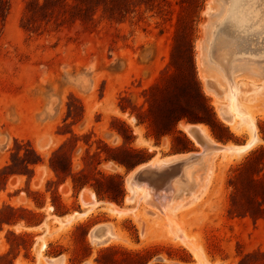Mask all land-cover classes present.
I'll list each match as a JSON object with an SVG mask.
<instances>
[{
    "label": "rangeland",
    "instance_id": "1",
    "mask_svg": "<svg viewBox=\"0 0 264 264\" xmlns=\"http://www.w3.org/2000/svg\"><path fill=\"white\" fill-rule=\"evenodd\" d=\"M5 1L0 264H264V63L235 61L246 65L233 73L241 115L224 116L230 94L208 58L223 0ZM222 40L216 58L236 46ZM178 120L191 144L173 132ZM249 121L256 142L212 154L192 182L167 193L168 210L153 194L132 198L139 168L204 151L188 126L244 146ZM154 172L165 190L173 176ZM101 225L114 237L98 243Z\"/></svg>",
    "mask_w": 264,
    "mask_h": 264
},
{
    "label": "bare ground",
    "instance_id": "2",
    "mask_svg": "<svg viewBox=\"0 0 264 264\" xmlns=\"http://www.w3.org/2000/svg\"><path fill=\"white\" fill-rule=\"evenodd\" d=\"M222 7L224 9L222 18L218 19L217 22H214L212 25V39L210 41L208 58L210 63L216 65L214 70L218 75L221 76V78L223 79L222 83L225 85V89L230 94L229 103L221 108L222 114L226 117L227 115L231 116L232 114L240 116L241 114L236 103V89L233 80V73H235L236 69L244 68L246 67V65L235 64V61L237 59H244L243 56H253L256 61L260 62L261 64L264 63V54H261L264 51V0H223ZM220 34L224 37V41L222 40L220 44H223L228 48H230V46L232 45L236 46L229 54L226 53L221 58H216L214 56V52L215 46L219 41ZM259 69L264 71V67H261ZM248 125L254 131V137L252 141L244 146L231 147L217 144L199 125L188 126L186 129L188 133L195 138V140L196 133L193 132V128H197L200 131L199 133L202 135V138L205 141L206 147L201 153L202 155L200 154V161L197 163H185L179 166L175 165L174 167H171L173 162L186 157V155H177L174 158H170L168 160H152L145 166L139 168L134 173L135 175L133 174V180L132 177L130 178L129 189L133 194V197L132 195L131 197L134 198V196H136L137 194H143V196L146 195L151 199L153 194V198L158 199L160 201V204L163 205V211L168 210L170 208L171 201L168 204L167 200L169 199L168 197L171 196H168L167 193L171 190L174 195L179 192V187H183V185L186 186L189 184V182H192L191 180H193L192 174L194 169L203 162H205V164H207L208 166L211 159L210 155L218 152H243L249 149L256 142V123L254 121H249ZM155 168H164V173L168 172L171 177L173 176L172 180L170 179V181H168V187L166 188L164 186L166 188L165 190L162 188V191L157 190L156 187H154L153 182L155 179ZM138 173H141V177L139 178V180L144 183L145 187L147 186V189L150 190H147L145 187H141L139 183V185L135 184L137 182L136 175ZM179 177H181L182 179H177ZM183 181H186V184L181 185ZM181 191L183 192V190ZM90 198L92 199V201L90 203L89 201L88 203L86 201L85 203L91 205L90 209H93L99 204V202L94 194H91ZM112 207L113 210L119 211L113 204ZM122 210L123 209L121 208V213ZM86 213L87 212H84L81 215H85ZM113 237L114 233L112 231V228H110L108 225H101L99 227H96L92 231V238L98 243H103L109 239H112ZM50 264H61V262H59L58 260H53Z\"/></svg>",
    "mask_w": 264,
    "mask_h": 264
},
{
    "label": "water",
    "instance_id": "3",
    "mask_svg": "<svg viewBox=\"0 0 264 264\" xmlns=\"http://www.w3.org/2000/svg\"><path fill=\"white\" fill-rule=\"evenodd\" d=\"M193 132H195V137H196V141L199 142V144H201L202 146L206 147L205 145V141L202 138V135L199 133L200 131L197 128H193ZM201 153H196V154H192L191 156H189L188 158H184V159H179L175 162L172 163L171 167H174L175 165L179 166L181 164H185V163H192V162H199L201 159ZM141 177V173H138L136 175V180H138Z\"/></svg>",
    "mask_w": 264,
    "mask_h": 264
},
{
    "label": "trees",
    "instance_id": "4",
    "mask_svg": "<svg viewBox=\"0 0 264 264\" xmlns=\"http://www.w3.org/2000/svg\"><path fill=\"white\" fill-rule=\"evenodd\" d=\"M5 3H6L5 0H0V15L2 14V11H3V10H6ZM3 13H4V12H3ZM1 17L3 18L4 15H1ZM208 108H209V111L211 112V114H212L213 117H214V121H215V123L220 125L221 123H220V121H219V119H218L216 113L214 112L213 108H211V107H208ZM179 122H180V120H178V121L173 125V132H174V133H179L180 135H183V136L185 137L186 142H188L189 144H191V140L188 139L187 136H185L181 131L178 130V123H179ZM10 234H11V235H14L13 232H10ZM24 235H26V234H24ZM4 258H6V255L0 257V263H1V260H3Z\"/></svg>",
    "mask_w": 264,
    "mask_h": 264
},
{
    "label": "crops",
    "instance_id": "5",
    "mask_svg": "<svg viewBox=\"0 0 264 264\" xmlns=\"http://www.w3.org/2000/svg\"><path fill=\"white\" fill-rule=\"evenodd\" d=\"M192 149V148H191ZM186 150V151H183V152H178V153H174L173 155H171V156H177V155H186V157H183L182 159H184V158H188L189 156H191L192 154H196L195 152H193L192 150ZM171 156H169V157H171ZM212 155H210V157H211ZM207 164H205V162H203L202 164H200L199 166H198V171L196 170V171H194V175L197 177L198 176V174H200L201 173V170H203V169H206V166ZM201 169V170H200ZM199 179H200V176H199ZM200 181V180H199Z\"/></svg>",
    "mask_w": 264,
    "mask_h": 264
}]
</instances>
